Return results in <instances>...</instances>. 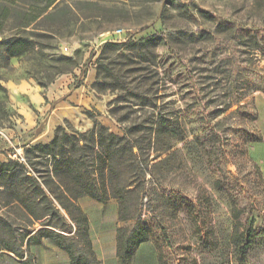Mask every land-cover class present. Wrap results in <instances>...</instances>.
I'll list each match as a JSON object with an SVG mask.
<instances>
[{"label":"rangeland","instance_id":"obj_1","mask_svg":"<svg viewBox=\"0 0 264 264\" xmlns=\"http://www.w3.org/2000/svg\"><path fill=\"white\" fill-rule=\"evenodd\" d=\"M77 1L60 0V5L72 7L68 24L57 19L39 23L41 32L50 30L48 37L34 38L30 28L25 30L29 40L38 42L34 51L5 59L0 45V83L6 90L0 91V164L45 143L50 111L59 104L85 118L86 123L65 119L58 125L60 134L74 138H96L89 133L96 124L117 135L134 125L144 146L152 142L143 155L148 169H143L140 184L127 156L119 159V186L130 212L137 203L135 219L148 240L128 264H264V234L254 235L242 253L239 247L240 234L247 228L264 229V0H80L95 6ZM11 25L5 24L0 42L15 32ZM117 29L123 30L118 42L154 33L165 41L153 49L150 61L129 64L116 59L115 71L126 72L125 86L117 79L111 91L108 84H96L102 46L96 39ZM39 48L42 53H37ZM60 57L73 59L71 70L45 87L39 85L38 78L52 75ZM75 88L90 98L87 105L66 98ZM34 90L42 98L39 106L29 98ZM135 94L142 96L141 102ZM244 110L256 113V119L250 120ZM157 112L177 116L196 132L211 126L216 135L176 142V153L153 166L164 157H155L154 138H149ZM58 126L51 129L53 136ZM248 132L258 140L245 138ZM98 150L96 143H89L85 153L91 159ZM45 165L42 160L40 169ZM25 168L30 170L27 164ZM17 183L0 178L1 213L17 224L19 234L33 233L42 227L40 221L27 222L20 207L8 203ZM77 203L87 216L99 264H119L117 228L134 221L118 220L114 197L100 203L82 196ZM7 233L0 226V236ZM22 247L32 264H60L65 259L54 239L37 234L28 244L25 239ZM0 264L24 263L0 249Z\"/></svg>","mask_w":264,"mask_h":264},{"label":"trees","instance_id":"obj_2","mask_svg":"<svg viewBox=\"0 0 264 264\" xmlns=\"http://www.w3.org/2000/svg\"><path fill=\"white\" fill-rule=\"evenodd\" d=\"M59 3L60 0H0V34L4 32L7 23L16 27L11 36L0 42L5 59L34 51L38 42L26 37L27 28L31 29L34 38H41L48 37L47 32L50 30L41 32L37 29L40 22L57 19L65 24L69 23V15H74L72 7L68 3L61 5ZM76 3L82 6H95L92 2L80 0ZM15 21L17 24L14 23ZM164 41L161 34L154 33L135 41L104 42L96 60V84H108L107 89L113 91L115 88L112 83L119 79L123 84L126 75L122 69L119 72L115 71L116 59H125L129 64L150 61L154 55L153 49ZM37 53H42L41 48ZM55 61L57 65L53 74L46 80L38 78L39 85L47 86L57 76L69 72L72 68L71 57H60ZM118 73L119 78H117ZM142 77L141 74L139 78ZM0 91L3 93L6 91L1 83ZM135 95H138V101L141 102L142 96ZM244 113L250 117V120L256 119V113L251 114L246 110ZM152 117L149 138H154L155 157L164 154V157L156 161L153 166L166 163L176 153V142L186 138H209V135L214 138L216 135V130L211 126L196 132L184 125L177 116L168 112H157ZM1 122L2 118H0ZM135 127L134 125L125 127L123 134L117 135L105 131L102 125L96 124L89 131L96 138H74L73 135L65 132L60 134L62 129L58 126L49 142L36 143L28 147L22 156L17 157V160L1 163L0 178L16 179L18 182L13 188L14 197L8 203L19 206L27 222L38 220L42 227L33 233L27 230L24 234H19L17 224L2 214L0 207V226L8 230L5 236H0V249H5L22 259L24 264H32V256L23 249L22 245L25 239L28 244L37 234L54 239L58 248L67 254L68 264H99L92 249L87 216L78 205L77 199L88 196L105 203L110 197H114L118 200V220L134 221L132 225L118 227L116 232V255L119 264H128L137 247L148 240L146 230L140 225L139 220L135 219L139 211L137 203L130 212L127 207L128 199L119 186V159L127 156L134 167L133 177L140 184L145 179L143 169H148L143 155L152 142L144 146L138 139L141 138L137 134L139 129ZM159 138H162L161 142H158ZM245 138L256 141L259 136L248 132ZM89 143H96L99 147L98 153L91 159L85 153ZM42 160L46 165L41 170ZM47 162L50 166H47ZM25 164L30 170L25 168ZM234 216L237 217L236 214ZM262 234L264 229L252 228H247L243 234H240L241 253L248 248L254 235Z\"/></svg>","mask_w":264,"mask_h":264},{"label":"crops","instance_id":"obj_3","mask_svg":"<svg viewBox=\"0 0 264 264\" xmlns=\"http://www.w3.org/2000/svg\"><path fill=\"white\" fill-rule=\"evenodd\" d=\"M89 79L93 80L92 72H91V75L89 76ZM29 98L31 102H34L38 106L41 104L42 98L37 90H34L33 92H31V94H29ZM66 98L72 100L74 103L78 104L79 106L87 105L88 102H90V98L87 95H85L80 88H75L74 90H72L67 95ZM43 109H46V107H44ZM24 112L27 114L29 113L26 108L24 109ZM65 119L67 120L72 119V120H76L77 122L82 120L83 122H85L84 116L78 113L77 111L71 109L69 105H66V104L57 105L55 108L51 109L50 114H49L47 130L45 131V134H44L46 138L45 143L49 142L53 138L51 129H53L55 126L60 125ZM59 250L62 251L61 249ZM14 258H16L18 261H22V259H19L15 256ZM68 263H69V259H68L67 254L65 253V259L60 264H68ZM49 264H59V263L56 261H53Z\"/></svg>","mask_w":264,"mask_h":264},{"label":"built area","instance_id":"obj_4","mask_svg":"<svg viewBox=\"0 0 264 264\" xmlns=\"http://www.w3.org/2000/svg\"><path fill=\"white\" fill-rule=\"evenodd\" d=\"M122 29H117V30H112V31H106V32H102L99 34V37L96 39L97 40V44H103L106 41H117L118 37L121 35L122 33ZM62 50L64 52H68L69 49L67 46H63Z\"/></svg>","mask_w":264,"mask_h":264}]
</instances>
